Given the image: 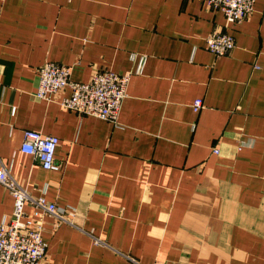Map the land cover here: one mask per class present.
Here are the masks:
<instances>
[{
    "label": "crops",
    "instance_id": "obj_1",
    "mask_svg": "<svg viewBox=\"0 0 264 264\" xmlns=\"http://www.w3.org/2000/svg\"><path fill=\"white\" fill-rule=\"evenodd\" d=\"M46 62L132 73L118 123L35 98ZM24 130L58 138L60 172L19 150ZM1 166L77 209V227L44 219L43 264H264V0L232 25L201 0H0ZM12 207L0 185V223Z\"/></svg>",
    "mask_w": 264,
    "mask_h": 264
},
{
    "label": "built area",
    "instance_id": "obj_2",
    "mask_svg": "<svg viewBox=\"0 0 264 264\" xmlns=\"http://www.w3.org/2000/svg\"><path fill=\"white\" fill-rule=\"evenodd\" d=\"M201 1L207 7L220 11L226 25L240 24L244 21L252 12L254 4V0ZM204 45L214 57H222L234 48L235 43L227 32L215 30L205 37ZM37 75L35 98L50 102L54 101V97H58L56 102L64 109L116 125L132 73L119 74L106 69L93 73L86 82H78L71 79L70 67L46 62L38 67ZM65 90L69 94L62 96ZM191 108L197 113L202 108V100H194ZM58 144L59 140L55 136L24 130L19 150L29 155L43 170L57 173L62 168L55 159ZM0 185L13 200L11 219L0 223V264H43L46 252V243L42 239L44 219L50 218L55 227L60 225L77 227L75 222L77 209L58 207L42 196L31 197L4 166L0 167ZM26 205L38 212L35 218L31 219L25 215ZM131 260L137 263L134 259Z\"/></svg>",
    "mask_w": 264,
    "mask_h": 264
}]
</instances>
